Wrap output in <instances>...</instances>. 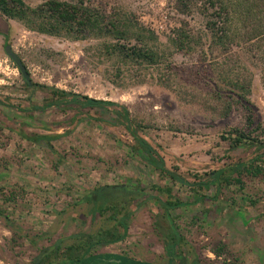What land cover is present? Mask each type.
<instances>
[{
    "label": "rangeland",
    "instance_id": "rangeland-1",
    "mask_svg": "<svg viewBox=\"0 0 264 264\" xmlns=\"http://www.w3.org/2000/svg\"><path fill=\"white\" fill-rule=\"evenodd\" d=\"M82 1L100 11L98 34L40 32L0 11V264H32L58 240L62 259L73 234L115 223L113 210L92 216L83 195L129 180L149 198L128 199L127 236L95 252L169 264L154 212L163 213L154 197L166 199L169 187L184 201L217 195L171 211L186 264H264V24L256 37L224 47L206 28L211 9L183 12L177 0ZM5 35L31 86L5 53ZM122 46L158 56L131 58ZM57 89L126 106L133 128L191 182L251 159L262 173H234L220 187L173 181L141 157L120 107L32 109L60 99ZM238 141L244 145L233 147Z\"/></svg>",
    "mask_w": 264,
    "mask_h": 264
},
{
    "label": "trees",
    "instance_id": "trees-1",
    "mask_svg": "<svg viewBox=\"0 0 264 264\" xmlns=\"http://www.w3.org/2000/svg\"><path fill=\"white\" fill-rule=\"evenodd\" d=\"M177 2L183 12H189L193 7L205 11L211 9V13L206 22V28L211 31L213 40L224 47H229L241 41L245 42L254 36L256 37L258 24H264V0H177ZM0 11L9 18H17L24 21L30 28L52 34H59L62 30H67L66 32L74 33L76 37H83L90 33L98 34L101 32L103 26L100 21V11L92 1L86 3L82 0L76 2L45 0L36 7H32L25 0H0ZM253 21L257 24H252ZM239 23L242 24L243 30H238L239 27L237 24ZM121 50H125V54L131 58H141L148 62H154L156 56H158L154 50L140 46L128 48L122 46ZM240 88L245 90L243 86ZM54 93L60 99L53 103L35 105L32 109L43 110L51 105L62 107L69 103H75L81 107H120L121 111L117 112L124 118L131 135L141 146L139 150L141 157L173 181H178L196 188H207L213 184L220 187L224 181H229L231 174L238 173L241 176L244 171L255 175L262 173V168L259 165H253L256 159H251L213 170L208 173L207 178H203L197 174V176H200L199 180L191 182L178 171L177 167L169 168L158 149L152 146L149 141L133 128L132 118L126 106L110 100L93 98L88 95L79 96L61 89L54 90ZM230 109L231 104L228 105L225 115L229 113ZM37 138H48V136L38 135ZM239 142H234L233 147L244 145ZM259 157L260 155L256 158ZM239 178L237 177L236 180L240 181ZM195 190L197 191V189ZM165 191L168 195L166 199L154 197L159 202L163 213L159 211V207L155 208L154 212L159 221L158 226L162 229L165 238L168 263L176 264L177 261H180L181 264H186L185 257H182L177 252L183 235L180 233L171 211L193 202L215 200L217 195L208 196L200 194L193 201H184L178 197H174L171 188L166 187ZM148 198L144 186L132 180L125 183L96 186L83 195L81 202L88 204L94 217L104 215L109 210H113V213L108 216V219L110 221L114 220L115 223L95 233L80 232L73 234L71 238L74 242L66 247L65 256L62 259L57 255L60 248L59 243L61 242V240H58L54 248L46 247L42 249L34 257L32 264H154L124 254L94 251V248L97 246L108 245L123 240L127 236L128 220L132 211L129 212L127 208L125 212L121 210L125 207L128 199L134 201L142 199V205Z\"/></svg>",
    "mask_w": 264,
    "mask_h": 264
},
{
    "label": "water",
    "instance_id": "water-1",
    "mask_svg": "<svg viewBox=\"0 0 264 264\" xmlns=\"http://www.w3.org/2000/svg\"><path fill=\"white\" fill-rule=\"evenodd\" d=\"M6 39H7V36H6ZM4 51L8 55V57L16 64L20 73L22 74V77L31 86L32 81H31V76H30L27 66L25 65L21 57L14 51L12 45L8 41H6L4 44Z\"/></svg>",
    "mask_w": 264,
    "mask_h": 264
},
{
    "label": "crops",
    "instance_id": "crops-1",
    "mask_svg": "<svg viewBox=\"0 0 264 264\" xmlns=\"http://www.w3.org/2000/svg\"><path fill=\"white\" fill-rule=\"evenodd\" d=\"M146 261H148V260H146ZM149 262H151V261H149Z\"/></svg>",
    "mask_w": 264,
    "mask_h": 264
}]
</instances>
